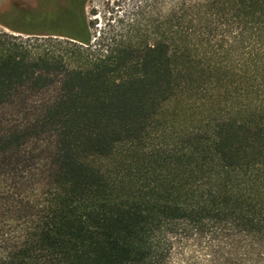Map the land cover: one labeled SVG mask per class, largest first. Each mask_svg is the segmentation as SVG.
Returning a JSON list of instances; mask_svg holds the SVG:
<instances>
[{"label":"trees","instance_id":"obj_1","mask_svg":"<svg viewBox=\"0 0 264 264\" xmlns=\"http://www.w3.org/2000/svg\"><path fill=\"white\" fill-rule=\"evenodd\" d=\"M64 1L0 33V264H264V0Z\"/></svg>","mask_w":264,"mask_h":264},{"label":"rangeland","instance_id":"obj_2","mask_svg":"<svg viewBox=\"0 0 264 264\" xmlns=\"http://www.w3.org/2000/svg\"><path fill=\"white\" fill-rule=\"evenodd\" d=\"M64 5V0H51L47 5L41 0H0V33L25 38V35L13 32L4 26L16 27L10 20L14 12L27 7L30 11L42 9L53 12L55 9H61ZM165 9L164 0H84L82 15L91 42L95 43L99 36L111 37L131 29H146L149 32L152 22L158 20ZM51 38V45L58 49L59 47H56L55 44L69 40L57 36ZM4 223V221L1 222L2 232L0 234H9L13 226Z\"/></svg>","mask_w":264,"mask_h":264}]
</instances>
